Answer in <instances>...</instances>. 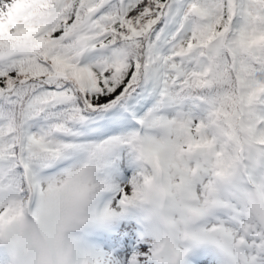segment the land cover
<instances>
[{"label":"snow or ice","instance_id":"obj_1","mask_svg":"<svg viewBox=\"0 0 264 264\" xmlns=\"http://www.w3.org/2000/svg\"><path fill=\"white\" fill-rule=\"evenodd\" d=\"M0 264H264V0H0Z\"/></svg>","mask_w":264,"mask_h":264}]
</instances>
